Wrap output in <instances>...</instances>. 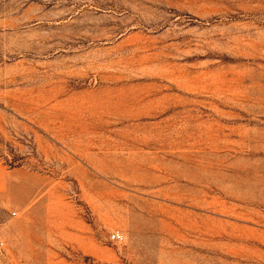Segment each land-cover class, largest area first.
<instances>
[{
    "label": "rangeland",
    "instance_id": "374dc122",
    "mask_svg": "<svg viewBox=\"0 0 264 264\" xmlns=\"http://www.w3.org/2000/svg\"><path fill=\"white\" fill-rule=\"evenodd\" d=\"M0 264H264V0H0Z\"/></svg>",
    "mask_w": 264,
    "mask_h": 264
},
{
    "label": "built area",
    "instance_id": "2783aa9c",
    "mask_svg": "<svg viewBox=\"0 0 264 264\" xmlns=\"http://www.w3.org/2000/svg\"><path fill=\"white\" fill-rule=\"evenodd\" d=\"M111 238L112 240L119 241L123 238V234L121 232H113Z\"/></svg>",
    "mask_w": 264,
    "mask_h": 264
}]
</instances>
